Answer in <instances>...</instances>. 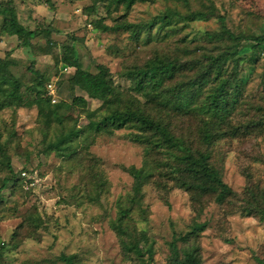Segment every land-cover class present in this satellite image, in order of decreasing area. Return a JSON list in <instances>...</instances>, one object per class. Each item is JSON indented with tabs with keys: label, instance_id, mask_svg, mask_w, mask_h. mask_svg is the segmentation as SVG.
Masks as SVG:
<instances>
[{
	"label": "rangeland",
	"instance_id": "obj_1",
	"mask_svg": "<svg viewBox=\"0 0 264 264\" xmlns=\"http://www.w3.org/2000/svg\"><path fill=\"white\" fill-rule=\"evenodd\" d=\"M52 3L20 0L22 21L40 31L51 27V36L42 33L31 49L25 48L17 37L1 33L0 21V56L8 55L17 62L12 71L22 80L28 102L35 95L29 88L34 79L29 67L46 73L56 85L58 101L52 105L65 120L64 131L75 126L85 127V131L75 142L77 157L66 159L50 149L63 130L57 123L45 126L36 107L0 111L5 148L0 151V189L9 174L6 155L20 179L16 186L12 183L0 192V251L4 248L0 264H66L63 255L74 257L78 264H135L123 255L111 224L118 216L120 201L126 205L133 193L134 179L127 168L143 165L147 147L136 140L133 127L113 133L99 130L100 114L90 119L85 110H97L102 101L89 99L85 109L73 104L75 96L87 94L70 85L75 67L65 65L63 52L67 45H75L76 59L83 67L97 72L100 65H106L125 95H137L131 91L132 82L120 75L126 67L143 65L158 54L201 64L205 53L217 49L206 37L208 32L220 30L217 16L194 22L174 16L172 25L177 32L164 28L159 17L215 10L226 17L233 32L260 36L264 35V0H153L137 2L130 10L108 8L103 0ZM95 20L108 26L124 20L157 23L151 36L144 30L135 40L128 31L97 29ZM243 45L240 70L249 81L236 122L246 125L264 120L260 109L264 107V46L256 50L252 40H244ZM48 49L52 52L47 53ZM233 69L234 64L228 63L229 73ZM137 97L144 103V98ZM174 123L193 133L197 129L195 120L178 117ZM263 126L256 127L253 134L223 140L212 149L213 163L239 194L232 205L208 198L199 211L190 194L170 182H163L165 188L154 183L145 186L143 208L134 210L131 221L142 233L141 245L154 247L158 264L169 261L175 231L186 233L195 220L206 223L200 236L205 264H264V221L257 212L240 210L249 203L264 208ZM23 171H38L39 182L28 187Z\"/></svg>",
	"mask_w": 264,
	"mask_h": 264
},
{
	"label": "trees",
	"instance_id": "obj_2",
	"mask_svg": "<svg viewBox=\"0 0 264 264\" xmlns=\"http://www.w3.org/2000/svg\"><path fill=\"white\" fill-rule=\"evenodd\" d=\"M103 1L108 8L124 6L130 10L137 2L153 0ZM19 2L20 0H0L1 33L17 37L20 45L31 49L40 34L50 37L52 28L45 27L40 31L23 22ZM46 2L53 5L52 0ZM174 16L187 22L217 16L220 30L208 32L206 36L210 43H215L217 49L205 53L201 64L183 63L177 57L158 54L143 65L126 67L120 75L132 82L131 91L144 98V103L137 95H125L106 65H100L97 72L83 67L76 59L75 45H67L62 56L65 65L75 67L69 77L70 85L87 94V97L75 96L73 104L85 109L89 105V99L102 101L97 110H85L90 119L100 114L97 121L99 130L113 133L133 127L137 130L136 140L147 147L143 165L127 168L134 179L133 193L127 198L126 205L120 201L118 216L111 224L119 238L123 255L135 261V264H158L155 261L154 247L141 245L142 233L131 221L134 210L143 208L145 186L154 183L158 188H165L166 184L163 182H170L174 187L187 191L193 206L199 211L203 210L208 198L220 205H232V199L239 194L224 181L213 163L212 149L223 140L253 134L256 127L264 124V120L251 121L246 125L236 122L249 81L241 75L240 70L244 60L243 43L244 40H252L255 42L253 48L259 50L264 46V35L245 36L233 32L227 25L226 17L217 14L215 10L159 17L164 28L169 31L178 30L172 25ZM154 20L146 24L124 20L114 26L103 25L100 20H95L94 23L97 29L128 31L135 40H139L144 30L151 36L157 23ZM51 52L47 50V53ZM228 63L234 64L231 73L228 71ZM16 64L14 58L0 56V111L6 107H36L45 126L51 127L53 123H57L63 130L50 144V149L66 159L76 158L79 149L75 142L85 131V127L75 126L64 131L65 120L59 110L53 107L52 98L47 93L51 79L32 66L29 70L34 79L29 88L35 95L29 102L26 101L22 91L24 84L12 71ZM260 109L263 111L264 107ZM178 117L195 120V132L179 129L174 123V119ZM1 138L0 134V151L4 152ZM7 157L6 155L4 165L9 174L4 178L0 192L9 188L12 183L16 186L20 181L11 159ZM240 210L249 214L257 212L264 221V208L261 206L255 207L249 203L245 208L240 207ZM205 228L206 223L195 220L186 233L175 231L170 242L171 255L165 264H205L200 244V236ZM3 252L2 247L0 255ZM62 260L66 264H78L72 256L63 255Z\"/></svg>",
	"mask_w": 264,
	"mask_h": 264
},
{
	"label": "built area",
	"instance_id": "obj_3",
	"mask_svg": "<svg viewBox=\"0 0 264 264\" xmlns=\"http://www.w3.org/2000/svg\"><path fill=\"white\" fill-rule=\"evenodd\" d=\"M48 95L52 98V102L56 103L57 100V94H56V85L54 83L48 84L47 87ZM22 178L25 180L27 183L28 187L30 186H35L39 181L37 180L38 178V171L35 173L33 172H28V171H23L22 172Z\"/></svg>",
	"mask_w": 264,
	"mask_h": 264
}]
</instances>
